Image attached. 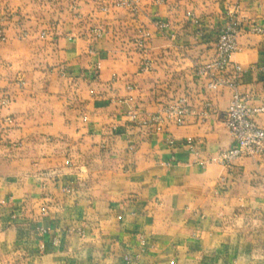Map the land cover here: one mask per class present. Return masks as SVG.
<instances>
[{
    "label": "crops",
    "instance_id": "1",
    "mask_svg": "<svg viewBox=\"0 0 264 264\" xmlns=\"http://www.w3.org/2000/svg\"><path fill=\"white\" fill-rule=\"evenodd\" d=\"M234 11L261 106L264 0H0V264H264V158L217 160L233 88L195 75Z\"/></svg>",
    "mask_w": 264,
    "mask_h": 264
},
{
    "label": "built area",
    "instance_id": "2",
    "mask_svg": "<svg viewBox=\"0 0 264 264\" xmlns=\"http://www.w3.org/2000/svg\"><path fill=\"white\" fill-rule=\"evenodd\" d=\"M164 26L165 24L160 25V27ZM250 31L263 33L264 28L254 24ZM239 32V19L235 13H231L219 29L215 56L195 68L197 79L204 82L208 90L214 92L222 86L233 88V94L224 115V123L235 145L221 150L217 155V160L228 167L243 157L264 158V127L256 121V116L264 113V105H252L250 96L237 88V78L243 69L232 60V55L238 47ZM0 40H5L2 29H0ZM229 74H232V77ZM185 110L179 106H170L165 116H156L155 120L159 124L172 120L181 123ZM41 210L44 214L46 207L43 206ZM126 261L127 264L130 263L128 256Z\"/></svg>",
    "mask_w": 264,
    "mask_h": 264
},
{
    "label": "rangeland",
    "instance_id": "3",
    "mask_svg": "<svg viewBox=\"0 0 264 264\" xmlns=\"http://www.w3.org/2000/svg\"><path fill=\"white\" fill-rule=\"evenodd\" d=\"M233 13H235V14H236V12H235V11H234ZM236 15H237V14H236ZM195 22H196L197 24L199 23V21H198V20H195ZM161 24H165V26L167 25L165 22H159V23H158V26L160 27V25H161ZM165 26H164V27H165ZM161 28H162V27H161ZM0 29H3V28H2V27H0ZM2 31H3V30H2ZM218 33H219V32H218ZM3 35H4V33H3ZM97 35H100V32H98V33H97ZM5 39H6V38H5ZM0 41H4V40H0Z\"/></svg>",
    "mask_w": 264,
    "mask_h": 264
}]
</instances>
